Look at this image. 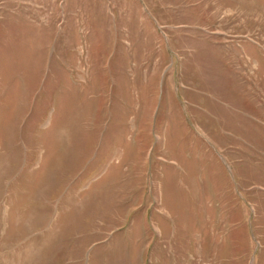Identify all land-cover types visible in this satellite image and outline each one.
<instances>
[{"label":"rangeland","instance_id":"374dc122","mask_svg":"<svg viewBox=\"0 0 264 264\" xmlns=\"http://www.w3.org/2000/svg\"><path fill=\"white\" fill-rule=\"evenodd\" d=\"M3 75L0 264H264V0H0Z\"/></svg>","mask_w":264,"mask_h":264},{"label":"crops","instance_id":"0c3cea01","mask_svg":"<svg viewBox=\"0 0 264 264\" xmlns=\"http://www.w3.org/2000/svg\"><path fill=\"white\" fill-rule=\"evenodd\" d=\"M19 75H20V73H17V75H13L12 78H14V76H17L18 77ZM5 77H6L5 75H3L2 77H0V85H3V84H6L7 83L6 80L3 81V79H5Z\"/></svg>","mask_w":264,"mask_h":264}]
</instances>
